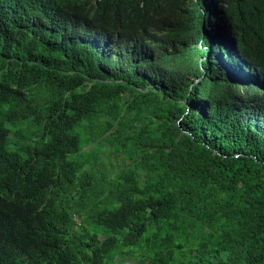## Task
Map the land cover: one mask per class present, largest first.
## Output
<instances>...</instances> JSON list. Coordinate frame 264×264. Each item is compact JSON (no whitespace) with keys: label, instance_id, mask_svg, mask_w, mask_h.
<instances>
[{"label":"trees","instance_id":"16d2710c","mask_svg":"<svg viewBox=\"0 0 264 264\" xmlns=\"http://www.w3.org/2000/svg\"><path fill=\"white\" fill-rule=\"evenodd\" d=\"M16 121L45 123L28 160ZM95 125L89 153L131 159L102 181L74 158ZM139 237L152 264H264V0H0V264Z\"/></svg>","mask_w":264,"mask_h":264},{"label":"clouds","instance_id":"9594fccd","mask_svg":"<svg viewBox=\"0 0 264 264\" xmlns=\"http://www.w3.org/2000/svg\"><path fill=\"white\" fill-rule=\"evenodd\" d=\"M19 123H23V122L16 121V122H5L4 123L5 129L8 132L7 148H8L9 152L18 153L22 156L23 159L28 160L29 159L28 151L30 150L31 145L36 144V142L40 141L41 139H45L46 141H48V137L45 135V123L44 122H39V123H36V122L35 123H29L28 122V126H32V127L33 126H37V127L41 126V129H40L38 134L35 131H33L32 129L26 130L25 127L18 126ZM9 125L14 126L15 130L13 131L12 129H10ZM88 146L89 145L86 146L84 153H81L82 152L81 151L80 154L74 155V158H78V157H75L77 155L78 156H85L86 154H90L89 156H91L93 153H95V154L98 153V150H95L94 152L89 153V151L93 147V144H91L90 147H88ZM121 154H125V153H119V155H121ZM125 156L129 159V161L131 163V159L129 158L128 154H125ZM130 163L128 165L122 166L119 170L129 166ZM84 168L85 167H84V163H83V167H82L81 172H90V169L84 170ZM103 176H105V175H101L100 181L103 180L102 179ZM81 188H82V185H79L78 190H81ZM68 189H69V184H67L65 187L54 190L57 193V198H58L59 202H63L65 204V192ZM81 220L82 219L75 216L74 222L76 223L77 227L81 226ZM154 235H155V232H146L141 237H145L146 239L150 240ZM129 236H131V234ZM141 237H139L135 243H132V244L126 243L125 248H128V249L137 248V249L141 250ZM101 241H102V243H104L106 241V237L103 236L101 238ZM129 246H131V247H129ZM120 249H119L117 255L113 259H107V258L103 257L101 263H95V264H113L114 261L117 262V264H152V262H153L152 260H150L145 255H143V256L140 255L137 259H134V260L129 259L127 262L117 261L118 258H120V255L121 256H126V255L131 256L130 255L131 250H128L125 252H120ZM168 264H182V263H180L174 259L173 261H170Z\"/></svg>","mask_w":264,"mask_h":264},{"label":"rangeland","instance_id":"374dc122","mask_svg":"<svg viewBox=\"0 0 264 264\" xmlns=\"http://www.w3.org/2000/svg\"><path fill=\"white\" fill-rule=\"evenodd\" d=\"M217 37V35L215 36ZM18 126H23L26 128V130H30L32 129L33 131H35L37 134L39 133L41 126L37 127V126H28V122H23V123H19ZM9 128L12 129L13 131L15 130V127L12 125H9ZM74 132L79 136L80 138V143H81V147H82V152L84 153L86 146L89 143V140L98 137L101 135V128L97 125H95L93 128L91 129H83L81 128V126H78L75 128ZM91 144L88 146L90 147ZM100 150V153H102V164L98 165L96 168V172L99 175H105V176H113L122 166L124 165H128L130 163L129 159L125 156V154H117L116 150H117V145L112 144L110 142L107 143H103L99 149L98 152ZM90 154H86L85 156H75L78 157L80 159V161L82 163H84V170H88L90 169V164L92 162V160L89 161L90 159ZM107 156V157H106ZM113 233L111 232H106L105 235H112ZM131 250L130 255H126V256H121L120 258H118L117 261L120 262H127L129 259L134 260L137 259L139 257V252L140 250L137 248H125V247H121L120 252H125ZM136 253V254H135ZM113 264H117V262L114 261Z\"/></svg>","mask_w":264,"mask_h":264}]
</instances>
